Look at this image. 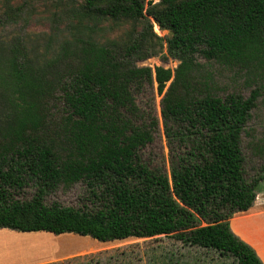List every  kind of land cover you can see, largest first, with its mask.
Instances as JSON below:
<instances>
[{"label":"trees","instance_id":"trees-1","mask_svg":"<svg viewBox=\"0 0 264 264\" xmlns=\"http://www.w3.org/2000/svg\"><path fill=\"white\" fill-rule=\"evenodd\" d=\"M69 12L78 30L93 24L49 56H31L21 38L0 42V229L100 243L174 234L234 264H263L229 219L253 205L264 181V165L245 177L241 147L264 98V0H80ZM104 19L140 28L126 42L100 43L94 32ZM163 41L175 68L136 64ZM222 71L254 87L229 92ZM153 81L169 173L140 154L157 119L145 122L135 92ZM253 150L264 157V139ZM77 182L87 191L82 206L45 203L48 192ZM28 185L32 196L17 198Z\"/></svg>","mask_w":264,"mask_h":264},{"label":"rangeland","instance_id":"rangeland-1","mask_svg":"<svg viewBox=\"0 0 264 264\" xmlns=\"http://www.w3.org/2000/svg\"><path fill=\"white\" fill-rule=\"evenodd\" d=\"M4 1L8 2L10 8L4 5ZM79 3L80 0H0V20L3 21V24L0 23V42L21 38L31 56H49L63 40L79 31L86 32L85 26L93 24L92 21H84L82 29L78 30L76 20L69 16V10L72 7L77 8ZM17 7L21 9L18 10ZM7 9L15 13L10 20L1 17ZM153 27L157 35L169 36L167 30H161L156 25ZM132 28L139 29L140 25L104 19L95 27L94 36L100 43L109 40L123 43L129 39ZM136 64L152 69L156 66L173 69L178 61L168 56L163 41L162 44H156L154 55L137 61ZM231 76L230 72L222 71V75L218 77L220 85L229 92L247 96L254 85L247 87L243 78L232 76V79ZM161 98L162 94L158 92L155 81L144 83L141 89L135 92V100L144 114L145 122H150L151 118L157 119L153 140L141 149L140 154L151 166L162 168L169 173L170 147L161 118ZM262 139L264 98L260 96L256 107L251 111L246 133L242 138L244 172L249 180L264 165V157L257 155L253 150V146ZM34 190L31 185L24 186L15 195L21 200H27ZM86 196L85 184L77 182L68 188L59 185L46 194L44 201L47 204L57 202L77 208L83 205ZM255 200L256 206L264 207V181L259 183ZM0 264H234V259L219 255L214 250L185 245L174 234L100 243L90 236L77 234L19 233L0 229Z\"/></svg>","mask_w":264,"mask_h":264},{"label":"crops","instance_id":"crops-1","mask_svg":"<svg viewBox=\"0 0 264 264\" xmlns=\"http://www.w3.org/2000/svg\"><path fill=\"white\" fill-rule=\"evenodd\" d=\"M255 203L246 211L234 213L229 223L234 234L250 245L264 264V207Z\"/></svg>","mask_w":264,"mask_h":264}]
</instances>
